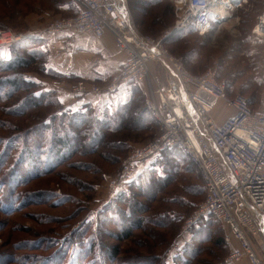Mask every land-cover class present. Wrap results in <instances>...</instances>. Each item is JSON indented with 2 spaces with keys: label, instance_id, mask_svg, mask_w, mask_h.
Returning <instances> with one entry per match:
<instances>
[{
  "label": "rangeland",
  "instance_id": "rangeland-1",
  "mask_svg": "<svg viewBox=\"0 0 264 264\" xmlns=\"http://www.w3.org/2000/svg\"><path fill=\"white\" fill-rule=\"evenodd\" d=\"M4 4L6 7H4ZM164 6L166 5L164 4ZM238 6V8L231 11L228 18L224 19L222 23L217 24V31L220 30L214 38L217 45L211 39L205 38L206 46L203 49V58L198 59L193 67L187 66L177 53H169L181 59L184 66L193 74H202L209 67L216 66L219 77L233 80L235 83V93H241L247 97L254 92V98L251 101L256 108L264 101V83L262 80L264 37L254 35L252 30L257 23L259 14L264 10V0H249L247 4ZM163 8L161 6L160 10L162 11ZM0 12H5L2 13V16L6 15V20H1L4 25L0 27V31L23 35L43 30L50 22L70 18L75 14L74 10L58 8L53 0H0ZM137 18L135 16L134 18L132 17L134 25L140 34L156 39L165 35L166 32L162 29L156 33L148 32L147 29L145 30V28L136 24ZM168 20L173 25L177 17L176 15L175 17L170 16ZM146 21L149 24L150 19L146 18ZM36 36L31 38H38ZM189 43L192 46L198 44L199 36L197 34L190 36ZM175 46L178 47L180 45L175 44ZM175 46L174 48L177 49ZM165 48L168 50L169 47L165 46ZM177 51L181 52V48H178ZM12 53V50L9 48H0V58L2 59H9ZM43 53L38 51L37 56H33V64L29 68L20 69L18 73L26 75L27 80L33 81L36 84L37 77H42L41 72L43 62H45V55ZM40 54L42 55L40 56ZM26 58L29 60L27 55ZM165 62L169 66L166 60ZM165 69V67L161 66L158 71L162 75H165L168 72ZM4 74L0 73V76ZM50 81L56 87L68 85L72 89L79 86L81 82L86 87L94 85L86 80H73L74 82L68 83L63 78H59L58 80L53 81L51 79ZM108 82L102 86H105ZM145 84L146 87L149 86L147 82ZM150 85L154 90H157L155 82H152L151 79ZM243 86H249L250 88L246 90ZM146 87L145 90L149 95ZM35 90L37 89H24L21 87L19 91L12 89L11 93L13 94L10 98L4 99L0 97V143L3 141L5 144L8 140L7 138L11 135H17L32 128L46 116L56 111L53 107L48 108L45 106L27 109L21 114H12L8 111L11 109L10 107L18 105L21 99L27 98ZM36 94L38 95L39 93L36 92ZM140 97L141 94L137 93L136 98ZM145 99L148 100V98ZM230 113V108L220 105L215 115H218L220 119L227 117ZM159 131L160 128H155V130L138 135L137 139L129 143L127 150L119 154V159L113 157L112 154L116 155L113 150L104 151L107 153L90 157H81L80 153L77 154L69 163L56 167L52 174L28 181L27 185L18 190L21 193L17 200L14 199L16 203L13 204V208L12 204L5 203L6 201L9 202L8 197L11 196L8 187L2 188L0 183V257L4 259L5 256L6 261H10L6 262V264H35V262L38 264L39 261L35 260V255H50L55 250L64 249V252L67 251V257L61 260V264H119L110 261L108 263L105 261V257H103V253L105 254L106 252L104 247L107 248L109 253L111 248L118 247L123 260L127 257L132 258L138 252L142 255H154L155 261L148 264H168L167 258L170 256L174 241L176 238L181 237L186 220L192 216L195 209L204 200V195L195 193L198 191L199 186H201L195 174L181 172L175 178V183L167 185L168 188L165 195H159V197L163 196L164 201L153 205L156 212L170 211L172 214L180 216L179 219L181 221L177 223V227L174 225L175 227L156 228L157 232H167L168 235L163 242L152 240L154 245L140 247L137 245V241H135L137 236H142V233L138 231L134 232V236L136 235V237H133V240L123 241L121 240L122 232L119 229V222H112L110 220L115 216V213H113L115 210L113 209L116 207H120L123 211L129 209L128 205H122L118 202V197L123 196V194H112L109 186L110 180L119 174L122 161L130 154L133 147H138L152 140ZM1 150H4L3 145H0V156ZM109 155L113 160H118L119 162L113 163L112 160H108L107 157ZM162 156H158L155 160L142 165L141 174L144 176L141 179L142 182L144 178L148 180L154 175L157 177L165 176L163 163H160ZM14 161L11 158L5 172H10L13 169L11 168V164H14ZM73 162L90 164L92 167L90 170L83 167L73 168ZM22 177L24 178V175ZM13 183L14 181H12V185ZM12 185H10V189L13 190L15 188ZM187 186L192 187V194L190 191L188 192ZM15 190L17 191V189ZM129 190L130 194H125L127 198L136 194L135 200L146 202V205L149 204L140 195L142 194V190L136 187H131ZM37 192H42L40 195L41 199L38 198L39 196L32 197ZM43 192L45 193L43 194ZM48 193H54L57 196L52 198V196H47ZM58 196L69 198V201L55 206V203L61 201ZM1 206L9 211L4 212ZM15 207L18 210L14 211ZM105 220L107 221L102 224ZM197 222L193 229L189 230L190 233L189 231L185 233V235H190L192 241L193 235L205 223L218 221L213 216H206L200 218ZM173 227L177 228L176 233L169 230L173 229ZM221 228L222 226L216 223L211 228H207V232L201 234L200 237H203L207 233L209 234V238L201 244L197 243L198 248L201 249V254L196 259L202 260L200 264H223L228 258L230 252L215 242L219 238V235L222 234L223 229ZM91 234L94 236L99 234L98 239L95 241L100 242L101 245L99 250L94 248L92 252H90V239L93 237H90ZM191 238L189 239L191 240ZM39 240H42L41 247L44 244L46 248L52 246V244L54 246L41 250V247L38 248L37 244H35ZM65 240L69 242L67 241L66 243ZM82 244L83 247H80ZM256 246L262 251L264 243L257 241ZM79 252L82 253L79 254ZM83 254H85V261H79L80 256Z\"/></svg>",
  "mask_w": 264,
  "mask_h": 264
},
{
  "label": "built area",
  "instance_id": "built-area-1",
  "mask_svg": "<svg viewBox=\"0 0 264 264\" xmlns=\"http://www.w3.org/2000/svg\"><path fill=\"white\" fill-rule=\"evenodd\" d=\"M73 1L78 6L73 17L52 21L43 30L27 35L0 31V48L42 34L69 32V44L78 34L96 38L112 34L126 56L122 67L105 86L86 87L81 82L73 91L102 95L125 84L147 82L146 103L162 130L122 161L119 174L109 182L112 194H130V184L142 164L179 148L197 168L206 192L205 199L186 220L181 237L200 218L213 216L227 230L225 244L231 248L233 240L238 243L237 248H231L225 264H239L245 259L249 264H264L256 246L258 240L264 243V101L255 109L243 94L229 93L227 84L218 80L216 66L193 74L165 48L164 41L171 32L159 39L139 33L127 0ZM248 2L232 1L228 14ZM219 3L222 0H173L177 17L174 31L193 27L200 36H211L223 21L214 10ZM252 33L264 37V10ZM162 59L169 64L173 77L164 88L154 90L150 85V63ZM262 77L264 80V66ZM220 105L232 111L223 122H218L215 115ZM179 243L177 238L174 250Z\"/></svg>",
  "mask_w": 264,
  "mask_h": 264
},
{
  "label": "trees",
  "instance_id": "trees-1",
  "mask_svg": "<svg viewBox=\"0 0 264 264\" xmlns=\"http://www.w3.org/2000/svg\"><path fill=\"white\" fill-rule=\"evenodd\" d=\"M53 2L60 9L74 10L75 14L78 12V6L73 0H53ZM172 2L173 0H128L131 15H133L132 17L134 18L135 16V18H137L142 16L141 18L136 19V24L145 28V30L147 29L148 32L150 31L151 33L160 32L161 29L165 30L164 32L170 31L171 35L165 39L164 45L167 48L169 47L168 50L170 49L169 52L172 54L177 53L180 55L187 66L193 67L201 52V44H195L192 46L189 43V39L190 36L194 34H197L199 37L200 35L193 27L178 32L174 31L175 24L171 25V22L168 20L170 16L175 17L174 4ZM164 4L166 6H164ZM161 6L164 7L162 11L160 10ZM4 7H6L5 4ZM2 13L5 12H0V27H3L4 25L1 20H6V15L2 16ZM146 18L150 19L149 24H147ZM37 36L38 38H28L27 40L7 47L12 50V56L9 59L0 58V73H5L0 76V97H3L4 99L10 98L13 94L11 93L12 89L19 91L21 87L24 89H37L29 94L27 98L21 99L18 105L10 107L11 109L8 111L12 114H21L27 109L40 108L42 106L48 108L53 107L56 109L54 113L46 116L40 123L32 128L27 129L22 133H18L17 135H11L7 138L8 140L5 139L7 140L5 144L3 141L0 143V145H3L4 147V150H1L0 156V183L2 188L8 187L9 189L11 196L8 197L9 202L6 201L5 203L12 204V208L13 204L16 203L14 199L17 200L21 193L18 192V190L24 185H27L26 183L28 181H33L34 179H39L52 174L56 167H61L65 163H69V161H72L77 154L80 153L81 157H90L107 153L104 151L113 150L116 153V155L112 154L113 157L119 159V154L126 151L129 143L134 139H137L138 135L141 133L150 132L155 130V128H160V131L155 135V137H157L162 131L160 123L150 113L147 106V100L145 98H148V93L146 90L145 93L143 91L146 87V84L144 83L125 84L132 87L133 95L131 99L120 104L114 113L106 112L103 117L96 115L90 108L75 112L64 110L53 91L42 90L41 83L37 82L35 84L33 81L27 80L26 75L18 73L20 69L29 68L33 64V56H37V52L39 51L41 53L44 52L43 54L45 55V62H43V69L41 72L42 78H50L53 81L60 78L58 74L53 73L47 68L46 60H48V52L45 49L47 41L41 35ZM175 44H179L180 46L176 47ZM174 46L177 49H175ZM178 48H181V52L177 51ZM26 55L29 57V60H27ZM41 55L42 54H40V56ZM222 79L224 78L218 76L219 81ZM226 84L229 91L228 82ZM125 85H122L119 88ZM146 88L148 89V86ZM244 88L247 90L250 87L248 86ZM117 91L113 93H116ZM36 92L39 94L37 95ZM137 93L141 94L140 98H136ZM253 98L254 92L248 98L251 107L254 108L251 101ZM161 155L163 156L160 163H163L164 166V177H157L154 175L148 180L144 178L142 182L141 179L144 176L141 174V167L146 164L144 163L139 167L135 179L130 184V188L136 187L142 190V194L140 195L143 196L149 204L146 205V202L135 200L136 194L127 198L125 196L126 193H119L123 194V196L118 197V202L122 205H128L129 209L123 211L120 207H116L113 209L115 210V212H113L115 213V216H113V219H110L112 222H119V229L122 232L121 240L123 241L133 240L132 238L136 237V235L134 236V232H141L142 236H137L135 239L137 245L140 247L151 246L153 244L152 240H160L163 242L166 240L168 234L167 232H157L156 228H168L174 225L177 227V223L181 221L179 219L180 216L177 214H172L170 211L156 212V210H154L155 206L153 207L154 204L164 201L163 196L159 197V195H165L168 186L173 182L175 183V178H177L181 172H186L192 175L195 174L197 176L201 186H199L198 191L195 193L204 195L205 199L206 192L200 174L189 158L179 148L168 150ZM11 158H13V161L15 160V163L11 164V168L13 169L10 172H5L10 164ZM107 158L108 160H112L113 163L119 162L118 160H113L110 155ZM156 158L157 157L152 160H155ZM73 163V168L83 167L84 169L90 170L92 167L90 164ZM22 175H24V178ZM12 181H14L13 185ZM10 185L17 189V191L15 189H10ZM186 188L188 192L190 191L192 194V187L187 186ZM44 193L45 192H43V194ZM41 194L42 192H37L35 195H32V197L39 196L38 198L41 199ZM47 196H52V198H54L57 195L55 196L54 193H48ZM58 197H60L59 199H61V201L55 203V206L69 201V198ZM1 207L4 212L9 211L5 207ZM13 210L15 211L18 209L15 207ZM106 221L107 220L102 222V224ZM217 221L218 222L205 223L204 226L193 235V241L189 234L180 237L179 246L175 250L172 246V251H170V256L167 258V263L200 264L202 260L196 259L201 254V249L198 248L199 246L197 243L201 244L209 238V234L207 233L203 237L200 236L207 232V228H211L213 224L216 225V223L220 224L222 226L221 229H223L222 234L219 235V238L215 241L216 244L222 245L226 250L227 247L230 249L224 241L227 230L219 220ZM174 227L169 230L172 232L177 231V228ZM193 227L191 229H193ZM91 236L93 237L90 239V252H92L94 248L99 250V247H101L100 242L95 241L98 239L99 234L95 236L91 234L90 237ZM189 238H191V240ZM65 241L67 243L68 240ZM35 244H37L36 246L38 248L41 247L42 240L37 241ZM78 244L80 245V243ZM53 246L54 245L52 244V246L46 248L44 244L40 249L45 250ZM58 247L60 248V246ZM80 247H83V244ZM104 249L106 252L104 254L102 251L103 257H105V261L108 263L110 261L119 264H148L155 261L153 254L142 255L138 252H136L135 256L132 258L127 257L123 260L120 256L121 253L118 247L111 248L110 253L107 251L106 247H104ZM63 250H55L52 254L45 256L38 254L35 255L34 258L39 261L38 264H61V260L64 257H67V251L64 252ZM231 250L232 249L228 252H231ZM81 253L82 252H79V254ZM191 258L192 260L194 259L195 262L192 261ZM79 261H85V254L80 256ZM6 262L8 263L10 261H6L5 256L4 259L0 257V264H6ZM35 264H37V262H35ZM223 264H225V262Z\"/></svg>",
  "mask_w": 264,
  "mask_h": 264
},
{
  "label": "crops",
  "instance_id": "crops-1",
  "mask_svg": "<svg viewBox=\"0 0 264 264\" xmlns=\"http://www.w3.org/2000/svg\"><path fill=\"white\" fill-rule=\"evenodd\" d=\"M217 29L211 36L199 37L198 45L201 44V52L198 55V59L203 58V47L206 45L205 38L211 39L214 44L217 45L214 39L220 31H217ZM71 35L72 34L69 32H62L60 34L48 36L45 34L41 35L47 41L45 47L49 53L48 61L46 63L47 68L53 73L58 74L63 80L68 83L74 82L73 80H86L102 86L122 67L126 56L118 49L115 38L112 34H105L102 38H96L91 34H78L76 35L75 42L69 44L67 41ZM161 66L166 68V72L168 71L165 75H162L158 71ZM171 77H173V73L170 66L166 65L165 59L150 63V79L152 82H155L157 90L164 88ZM50 80L51 79L49 78L37 77V82L42 84L41 89L45 91H53L64 110L75 112L90 108L99 117H103L106 112L114 113L120 104L130 100L133 95L132 87L129 85H125L119 88L116 93L111 94H77L73 91L71 86L63 85L56 87ZM221 81H224L225 83L228 82L230 93L232 95L236 94L235 83L233 80L224 78ZM143 91L144 93L146 92L145 88ZM247 97L249 98V96ZM216 118L218 122H223L226 117L219 119L217 115ZM258 241L262 242L261 240ZM237 247V241L233 240L231 248ZM230 249L227 247V251ZM263 250L264 248L262 251L259 250V252L260 257L264 262ZM239 264L249 263L245 259Z\"/></svg>",
  "mask_w": 264,
  "mask_h": 264
},
{
  "label": "bare ground",
  "instance_id": "bare-ground-1",
  "mask_svg": "<svg viewBox=\"0 0 264 264\" xmlns=\"http://www.w3.org/2000/svg\"><path fill=\"white\" fill-rule=\"evenodd\" d=\"M236 2V4H238L239 0H222V3H219L218 6L214 7L215 12H217V14L222 15V19L224 20V18H228V16H230L227 12V7H229L231 5L230 2Z\"/></svg>",
  "mask_w": 264,
  "mask_h": 264
}]
</instances>
